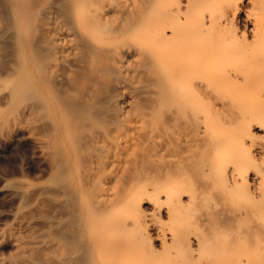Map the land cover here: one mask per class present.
Wrapping results in <instances>:
<instances>
[{
    "label": "bare ground",
    "instance_id": "bare-ground-1",
    "mask_svg": "<svg viewBox=\"0 0 264 264\" xmlns=\"http://www.w3.org/2000/svg\"><path fill=\"white\" fill-rule=\"evenodd\" d=\"M20 107L64 217L0 264H264V0H0Z\"/></svg>",
    "mask_w": 264,
    "mask_h": 264
},
{
    "label": "rangeland",
    "instance_id": "rangeland-1",
    "mask_svg": "<svg viewBox=\"0 0 264 264\" xmlns=\"http://www.w3.org/2000/svg\"><path fill=\"white\" fill-rule=\"evenodd\" d=\"M21 109L0 119V228L18 222L6 240L7 256L14 254L8 248L12 241L19 245L45 233L59 234L46 222L64 217L59 197L55 198L54 176L62 156L53 151L54 127ZM18 191L26 195L21 197Z\"/></svg>",
    "mask_w": 264,
    "mask_h": 264
}]
</instances>
